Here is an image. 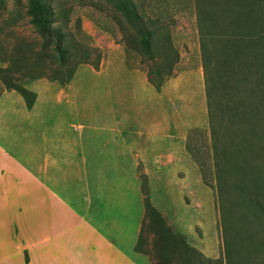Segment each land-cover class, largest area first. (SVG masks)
<instances>
[{
  "label": "rangeland",
  "instance_id": "obj_1",
  "mask_svg": "<svg viewBox=\"0 0 264 264\" xmlns=\"http://www.w3.org/2000/svg\"><path fill=\"white\" fill-rule=\"evenodd\" d=\"M44 2L64 34L67 63L57 65L50 50L39 65L26 63L21 84L34 94L30 108L15 91H0V136L19 148L26 144L27 153L45 147L62 156L79 192L124 190L143 201L144 185L168 228L204 258L264 264V249L247 251V239L264 244V215L255 221L233 204V185L246 182L233 164V147L239 161L250 158L251 174L262 183L264 134L236 130L233 136V120L220 115L211 132L196 24L197 7L219 21L230 6L244 26L241 35L263 52L264 0H131L152 32V59L133 43L112 0ZM24 6L25 0H0V54L15 43L38 49ZM260 59L248 58L250 96L264 115V86L255 74ZM38 73L43 76L33 78Z\"/></svg>",
  "mask_w": 264,
  "mask_h": 264
},
{
  "label": "trees",
  "instance_id": "obj_2",
  "mask_svg": "<svg viewBox=\"0 0 264 264\" xmlns=\"http://www.w3.org/2000/svg\"><path fill=\"white\" fill-rule=\"evenodd\" d=\"M112 6L134 33L133 43L147 59H152V32L147 29L131 0H112ZM24 7L27 23L40 42L36 51L15 43L9 50L0 54V61L4 63V67L0 68V91H15L22 98L25 107L30 108L34 94L21 84L26 63L30 60L33 65H39L43 53L50 50L56 64L62 66L67 63L68 50L64 34L54 25L53 10L44 0H25ZM229 7L224 6L219 21L208 11L197 7L198 48L209 124L211 132L214 133L213 122L220 115L221 120L224 117L226 120L227 117L228 120H233V136L237 135L236 130L245 133L254 130V133L261 137L264 134V115L257 113L258 104L251 102L253 72L248 58L263 56L255 74L257 81L264 86V51L258 52L254 43L250 46L251 39L241 35L244 26L233 17ZM82 57L86 59L87 56L82 54ZM42 76L43 74L38 73L33 78ZM250 115L254 118L252 123L247 119ZM244 118L246 120H243ZM219 123L221 124L220 121ZM249 159L239 161L238 150L233 147V164L238 162V173L246 178L244 185H233V204L239 203L246 207L251 217L259 221V216L264 215V181L259 183L261 180L251 174L256 169ZM141 187L143 217L134 246L136 252L147 255L152 264H221V260L211 261L204 258L180 236L174 234L149 203L145 186ZM252 241L253 239H247L249 253L258 248L264 249V244L258 240L253 243Z\"/></svg>",
  "mask_w": 264,
  "mask_h": 264
},
{
  "label": "crops",
  "instance_id": "obj_3",
  "mask_svg": "<svg viewBox=\"0 0 264 264\" xmlns=\"http://www.w3.org/2000/svg\"><path fill=\"white\" fill-rule=\"evenodd\" d=\"M26 151L0 136V264H152L134 250L141 194L79 192L62 156Z\"/></svg>",
  "mask_w": 264,
  "mask_h": 264
}]
</instances>
